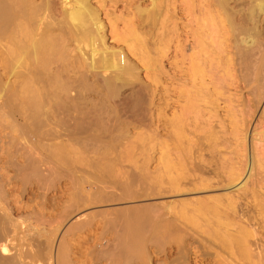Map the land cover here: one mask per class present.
<instances>
[{
    "label": "bare ground",
    "instance_id": "obj_1",
    "mask_svg": "<svg viewBox=\"0 0 264 264\" xmlns=\"http://www.w3.org/2000/svg\"><path fill=\"white\" fill-rule=\"evenodd\" d=\"M181 1L188 16L184 28L177 22L178 11H171L176 7L173 1L171 10L169 3L167 9L163 7L165 14L169 12L167 25L172 19L169 29H165L170 37L168 41H162L164 37L156 41L155 29H151L148 40H139L134 32L135 42L148 45L154 52L156 49V54L151 56L152 52L146 55V51L144 54L139 48L136 50L137 46L131 49L133 43L125 37L121 38L125 40V47H105V26L99 18L100 10L90 0H61L60 19L54 17L51 0L41 4L32 0H0V41H7L5 50L11 61L7 81L0 85V129L4 127L10 134L32 132L39 139L37 144L45 140L42 147L50 148L49 155L40 160H53L65 166L72 164L73 159H82V153L88 149H112L125 142L132 143V138L136 139V144L146 146L149 137H143L144 133L151 128L165 131L170 137L168 145L165 144L167 136L156 138L161 150L154 176L158 193L176 198L196 197L180 198L178 205L191 210H182L183 214L172 220L158 221L146 207L130 218L123 216L115 233L117 239L127 243L121 251L124 260L125 254L138 255L141 244L144 250L147 241H159L162 235L169 233L176 236L175 233L185 227L190 244L198 249L197 255L202 259L217 258L227 262L225 264H264V124L259 126L264 122V105L259 106L264 94V0ZM159 2L149 0L144 8L159 15L162 11L158 13L157 8L156 14L153 11ZM166 2L170 1L163 0L164 6ZM97 40L101 42L100 50L96 47ZM168 42L173 43V68L169 71L164 64ZM126 47L132 51L134 60L128 58ZM17 68H24L26 72L15 71ZM140 71L144 72L142 77ZM65 72L77 76L76 84L64 77ZM13 76L21 77L16 84L10 81ZM167 80L170 83L166 84ZM242 83L243 88L248 86L250 90L248 105L241 96ZM125 86H130L129 94L116 99ZM230 86L235 94L223 97L224 90H228L227 94L232 91ZM90 92L97 99L90 97ZM61 93L71 95L72 99H64ZM237 95V100L233 99ZM219 101L233 105H227L226 109L223 106V118L218 116ZM50 104L63 109L68 116L72 115L71 109L80 105L85 110L72 118L71 131L59 142L56 139L60 134L43 130L51 120L47 112ZM145 121L150 123L145 125ZM137 128L142 129V134L132 135L131 131ZM106 133L109 134L107 139L101 137ZM74 134H79L78 138ZM225 135L231 136L234 142ZM103 164L104 167H100L106 171L111 166L108 164L105 168L107 164ZM111 168L108 170L112 173ZM140 170L136 180L122 181L124 184L118 180L117 184L126 186V182L132 184L137 179L143 183L148 179L145 162L141 163ZM9 225L8 222L6 226ZM181 244L179 251L184 254L186 245L183 246V241ZM7 246L0 249V264H24V259L7 254ZM142 248L140 254H143ZM51 257L48 259H53ZM59 257L56 264H64ZM147 259L148 262L144 259L143 262L149 264V257Z\"/></svg>",
    "mask_w": 264,
    "mask_h": 264
},
{
    "label": "rangeland",
    "instance_id": "obj_2",
    "mask_svg": "<svg viewBox=\"0 0 264 264\" xmlns=\"http://www.w3.org/2000/svg\"><path fill=\"white\" fill-rule=\"evenodd\" d=\"M32 1L36 4H41L44 0ZM51 1L54 17L56 19H60L63 8L61 0ZM159 1L161 2L158 3V5L155 7V10L153 11H156L154 12L155 14L158 11V13L162 11L161 13H163V15L161 13L159 14L161 18L159 15L152 14V9L146 11L144 6L146 5L145 7H147L149 5V0H90V2H92L95 6H98L100 10L99 18L105 26V47L109 49L115 47H125V40H130L129 42L133 43L130 45L131 49L137 46L136 50H138L139 48L138 51L144 54L146 51V55L152 52V54L150 55L154 56L156 54V49L154 52L153 48H147L148 45L144 46L138 42H135V36L137 35L136 38H138L139 40L141 38L148 40L150 37L149 34L155 29V31H153V34L154 32L157 33H155L156 35L154 34L156 41H158L160 37V39H163L164 37L162 41H168V38L170 37H168V31H165V29H169V24L171 23L172 19L169 21L168 26L167 22L170 19L169 12H166V14L164 12L167 9V3H169L170 5L171 1H173L174 3H172V5H176V7H172V5H170L168 6V9L171 10L170 8L172 7L173 9L171 11H173L174 9L178 11L179 19L177 22L179 23V25L183 26L182 28H184V24L185 22L187 23L188 20L187 13L184 12L185 10H183L184 8L181 4L183 2L181 0H168L170 2H166L165 6V2L162 3L163 0ZM163 7H166V9H164ZM156 8L158 9V11ZM140 9L143 11H139L138 13V10ZM144 9L146 12H144ZM142 12H144V15ZM148 14L149 17L147 18ZM153 15L154 17L152 18ZM150 18L152 19L150 20ZM162 18L165 22L162 20ZM159 19H161V22L162 24H164L165 28L162 27L161 23H159ZM133 29H135L137 32L135 30L132 31ZM134 32L136 33V35ZM162 32L165 34H162ZM130 33L132 35H130ZM166 34L167 36H165ZM124 37L125 40H123ZM121 38L123 39L121 40ZM100 43L101 42L99 40L96 41V47H98L97 49L99 50L102 48ZM156 44L158 43L156 42ZM150 45L152 46V43L149 44V47ZM167 45L168 46L166 50L168 60L166 59L164 64L166 65L165 68L167 67L166 69H168L167 71H169L172 70L171 68H173V66L171 65L173 43L168 42ZM7 46V41L5 39H2L0 41V59L2 60V63L0 60V85L7 81L11 66L10 57L9 55H7L5 50ZM144 48H147V50ZM125 49L128 58L131 61L134 60L135 57L132 51H128L127 47ZM153 53L155 54L153 55ZM19 70L25 71L24 68L15 69V71ZM63 75L64 77H67V79L71 83H75L77 78L76 75L70 72H65ZM143 75L144 72L140 71V76L142 77ZM20 78L21 77L16 79L13 76L10 77V81H15L13 83L16 84L20 80ZM169 81L170 80H167L165 81V83L168 84L170 83ZM242 86L243 83L241 87ZM230 88H232V91H230L231 93L229 92L230 95L227 94L228 90H226L227 92L224 90L223 97H232L231 94H235V92L233 93L234 88L232 86H230ZM248 88L249 87L247 86V88H243L244 90L242 89L243 95L241 96L243 97L245 105H248V100L250 99V94H248L250 90ZM130 90V86L123 87L118 92L116 99L126 96L127 94H129ZM121 93H123L122 96ZM72 94H74V92ZM78 94H84V92H79ZM89 95H91L90 97H94V99H97V96H93L92 92H90ZM61 96L64 99H72V96L69 94L61 93ZM237 98L238 95L236 97H233V99L236 100ZM218 103L220 105V108L217 109L219 111L218 116H221L223 118L225 117V107L231 104L229 103L223 105L222 101H219ZM260 105H264V94L262 95L259 106ZM51 106L52 105L50 104L47 111L49 112L51 120L47 123L46 127L43 130H54L56 134H60L61 137L56 139V141L59 142L61 138H65L63 136L68 135V131H71V126L74 124L72 118H74V116L78 115L79 113L85 112V110L82 105H80L77 109H71L69 112L72 115L68 116L63 109L53 108ZM223 106L225 109L223 108ZM89 108L90 105L88 106V109ZM258 108L255 111H258ZM22 121H25V119H23ZM255 122H257V119ZM149 123L150 121H145L143 124L147 125ZM263 124L264 122H260L259 126L261 127ZM6 130L3 127L0 131V237H3L4 239L3 241H1L2 239H0V249L8 245V255H16L19 260L24 259V264H44L43 262H45L46 264H56V260L59 256V259L62 261L61 263L64 264H125V262H127L128 260L129 261L127 262V264H148V259L146 260V258L148 257L149 264H220L219 262L222 261L217 260V258H213V260L212 257H204L203 259L202 257L200 258V256L197 255L198 249H194L193 245L190 244V236L189 234H187L188 232L184 230L185 227L182 226L181 227L184 228L183 231L186 234L179 229V231L175 233L176 236H171L174 234L169 233L171 234L169 235L167 233L168 235H162V238V236L160 235L161 238L159 239V241H147L148 243L146 242L144 250L142 248L143 246L141 247V244L137 251L138 255L134 254V256H132L129 253L130 255H124V257L127 256L128 259L127 257L125 258V260L123 258V254L121 253L123 249L122 247L126 246L127 243L125 241L123 242L119 240V238L117 239L116 237V230L120 228L119 226L122 223V220H124L123 216H129L130 218L131 216L142 213L141 209L146 207L149 208L148 212L150 211V214H153L156 220H172L174 219V217L179 218L181 213L183 214L184 212L182 210H191L185 209L187 208L186 206H184L183 209L182 205H178L180 198L183 199L184 197L186 200V198L188 199L196 197L194 195H191L183 197L180 196V198H176L174 196H166L164 194L162 195L158 193L159 187L156 188L155 186L156 184L154 176L159 160V152L161 150H159L160 146L156 138L160 139L162 136L168 137L165 131L159 132V130L156 131L151 128L150 132L148 131L147 133H144L142 135L143 137H149V139H146V146H142L143 144L140 143L136 144V139L132 138V143L125 142L123 143V145H119L116 148L112 149H104L102 147H98L97 150L88 149L87 151H84L82 153V150L77 148L79 151H81V157L83 158L77 160L73 159L72 164L70 162L69 165H71H68V167L67 165L65 166V164L62 163L61 164L64 166H61V164L59 165L57 161V163H54L53 160H40L42 156L46 157V154L50 153L48 152L50 148L46 147L45 151L44 147H42V144H46L45 140H43L42 143L40 142V144H37L39 143L37 142V140L39 139H36L37 137L32 134V132L26 131L21 133L17 131L18 133L11 132L10 134L9 131ZM26 134L28 135V137ZM131 134L140 135L142 134V129L137 128L134 131L132 130ZM137 135L136 137H140ZM74 136L78 138L79 134H74ZM7 137L9 140L7 139ZM101 137L107 139V137H109V134L106 133L105 136ZM167 137L165 140H170V137H168L169 139ZM224 137L231 139L232 143L234 142V139L231 136L225 135ZM6 139L8 140V142ZM33 140L35 142H32ZM181 140L182 142L184 141L183 139ZM168 142L170 143V141H167L165 142V144L168 145ZM49 143L50 142H48V144ZM203 144L206 143L203 142ZM261 144L258 145L260 146ZM91 150H94V153L91 152ZM107 160L110 162L107 163ZM102 162L107 164V166L105 165V168L108 167V164L112 166V173L108 170L111 166H109L106 171V169L103 168L104 164ZM143 162H145L146 164L148 179H145L143 183L141 182L142 180L140 181L139 179H137L136 182L132 184L128 183L127 185V182H129L130 180H136L135 177L137 175H140V173L142 172L140 170V165ZM97 163H99L100 165ZM97 166L103 167L98 168ZM101 168H103L104 170ZM108 171L110 173H108ZM105 172L107 174H105ZM100 175H103V178ZM106 175H108L110 179L107 178ZM132 177H134L135 179L132 180ZM118 180L120 182L127 181L125 183L127 187L117 184ZM124 182L122 183L124 184ZM13 193H15V195ZM212 194L213 193H209V195ZM201 196L202 195H200V197ZM167 204L170 205V208L166 207ZM145 210L147 209H144L143 211ZM6 221L11 224L9 225L11 227L6 226L8 225V222ZM111 221L113 223L112 226H110V224L112 223H109ZM119 221H121V223H119ZM3 225L8 228L5 227L2 229V227H4ZM6 231L8 232L6 234L8 235V237L4 233ZM182 236L184 240H182ZM5 240L6 242L4 243ZM182 241L183 246L186 245L184 254L183 252H180ZM141 248L143 254L146 253L145 255H143L142 253L140 254ZM48 250L49 253H46V251ZM37 251L40 254H37ZM26 252H28L29 254ZM180 254L182 255L180 256ZM141 255L148 257L143 258ZM50 256H52L51 258L53 259H48V257ZM131 256L132 258L129 259V257ZM136 256H139L141 258H138ZM143 259L147 262H143ZM156 261L157 263H155ZM223 263L225 264L227 262L222 261V264Z\"/></svg>",
    "mask_w": 264,
    "mask_h": 264
}]
</instances>
